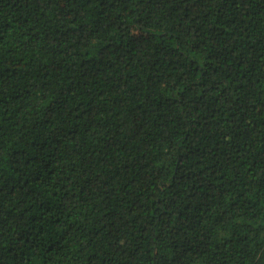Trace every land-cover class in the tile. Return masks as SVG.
<instances>
[{"label": "trees", "instance_id": "1", "mask_svg": "<svg viewBox=\"0 0 264 264\" xmlns=\"http://www.w3.org/2000/svg\"><path fill=\"white\" fill-rule=\"evenodd\" d=\"M0 264H264V0H0Z\"/></svg>", "mask_w": 264, "mask_h": 264}]
</instances>
